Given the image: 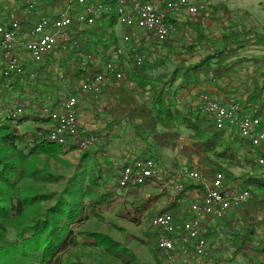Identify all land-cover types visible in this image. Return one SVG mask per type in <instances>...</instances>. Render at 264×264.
Here are the masks:
<instances>
[{"label":"trees","instance_id":"16d2710c","mask_svg":"<svg viewBox=\"0 0 264 264\" xmlns=\"http://www.w3.org/2000/svg\"><path fill=\"white\" fill-rule=\"evenodd\" d=\"M50 1L55 9L64 5V0ZM9 16L10 12L4 10L0 0V24L6 23L5 17ZM117 24L115 4L110 14L91 26L74 22L67 52L59 48L39 66L27 65L29 71L35 72V77L25 79L22 93L27 94L33 107L39 108L40 112L39 105L49 100L60 101L67 95H77L82 82L93 80L102 74L107 64L117 60L124 71L126 84L135 86L142 93H152L146 102L140 103L125 85L114 84L106 88L111 101L116 102L110 112L126 118L132 124L136 137L144 142L145 147L133 161L153 159L159 165L161 151L170 149L177 150L178 155L191 165L195 164V169L207 181H212L221 172L229 183L237 182L238 179L227 169L244 170L241 187L250 192V198L232 214L242 223L241 232L228 231L226 237L230 256L217 259L214 264L232 262L238 257L259 264L264 256V242L258 239L259 229H264V178L257 173V163L252 160L244 162L235 147V143H248L238 135L232 140L228 130H217L213 120L199 108H175L172 98L178 95V91L200 84L202 78L228 79L238 67L250 61L239 56L247 41L258 40L264 50V28L261 34L257 28H250L217 39L210 38L200 24L188 22L185 25L195 31L196 37L177 52L179 56H195L204 51V55L193 62L182 59L170 75L162 77H168L167 81L158 86L148 81L145 62L141 68L135 65L134 57L137 54L142 56L143 42L133 39L128 55H117ZM164 44L170 46L168 41ZM67 53L68 56L60 62V69L56 70L54 64ZM124 63L130 67H124ZM12 80L16 89H20L25 81L17 77ZM93 100L91 98L90 101ZM244 105L255 116H264V72L261 79L254 83ZM25 122L34 123L36 128L29 133L21 132L19 127ZM47 123L41 113H34L5 120L0 128V264H88L82 247L98 249L104 257L107 256L100 264H143L131 249L108 235L84 227V223L92 218L106 222L105 213L112 211L117 217L136 225H141L147 214L142 237L137 239L149 249L155 264H168L158 246L160 233L150 227V219L157 213L168 212L180 226L186 218L184 211L191 203L186 197L193 190L201 191V186L187 184L178 200L156 211L152 208L153 203L165 194L145 200L139 197L140 193L151 183L127 188L114 185L112 181L131 161L125 164L112 162L104 145L99 144L94 151L82 152V165L60 194L46 191L48 186L58 184L61 177L52 174L40 156L60 159V156L77 150L75 146L51 142ZM182 125L190 131L191 144L179 147L181 134L177 129ZM248 146L255 153H260L259 147ZM162 175L161 180L153 179L159 183L169 181L170 178L163 172ZM130 197L133 201L128 207L127 199ZM184 197L185 201H180ZM119 203L122 204L116 210ZM229 215L209 229L205 236L209 246L221 237L218 226L232 225Z\"/></svg>","mask_w":264,"mask_h":264},{"label":"built area","instance_id":"2783aa9c","mask_svg":"<svg viewBox=\"0 0 264 264\" xmlns=\"http://www.w3.org/2000/svg\"><path fill=\"white\" fill-rule=\"evenodd\" d=\"M24 18H15L0 24V94L8 82L17 77L21 81L34 78L35 72L27 65L39 66L61 48L67 52L74 22L91 26L112 12L116 5L119 38L117 55L126 57L132 43L131 34L140 33L134 39L147 45H159L178 33L176 16L186 13L197 16L204 10L203 2L167 0L159 4L154 0H64V5L54 8L51 14L37 13L39 0H24ZM136 66L141 67L143 56L137 54ZM124 67H130L124 63ZM125 80L122 67L116 61L107 64L102 74L93 80L82 82L78 95H67L60 101L49 100L40 106V113L48 120V138L58 145L75 146L82 153L96 148L101 140L95 135L80 136V96L92 94L98 97L107 87ZM3 82V84H1ZM1 96V95H0ZM40 103H43L40 100ZM198 108L211 118L217 130H228L253 147L264 149V116H255L240 100L220 102L207 94L200 96ZM26 113L20 101L1 105L0 128L5 120L18 118ZM256 163L264 168V152L256 156ZM163 170L153 159L132 161L125 165L115 182L118 188L146 186L165 194L167 203L178 200L187 184L201 186L189 192L191 203L185 209L186 218L176 225L173 215L157 213L150 219V227L160 233L159 249L168 264H192L207 259L214 264L219 254L212 255L206 234L210 228L250 198V192L235 182L229 183L224 173H217L212 181L203 178L198 170L181 169L164 173L169 181L159 183ZM185 201V197L180 200ZM259 264H264V256Z\"/></svg>","mask_w":264,"mask_h":264},{"label":"rangeland","instance_id":"374dc122","mask_svg":"<svg viewBox=\"0 0 264 264\" xmlns=\"http://www.w3.org/2000/svg\"><path fill=\"white\" fill-rule=\"evenodd\" d=\"M167 0H156L159 4ZM191 2H203L206 5V10L198 14L197 16H190L188 14H182L176 16L177 27H179L178 33L168 40L169 47H166L164 42L159 45H147L143 43L141 54L144 57L145 68L148 71V81L153 82L158 86H162L168 79L162 78L163 76L170 75L176 66L182 59L193 62L204 55V51H199L195 56L182 54L179 56L178 50L180 47L187 46L192 39L196 37L195 31L190 28L188 22L200 24L205 28L210 38L221 39L224 35L235 34L237 32H243L250 28H257V31L261 34L264 28V21L261 18L262 23L257 22L247 13V11L253 10V13H257L260 8V2L263 5V0H189ZM22 8L24 0L17 1ZM50 0H39V8L37 13L39 14H51L55 10L50 4ZM10 4L9 0H2L4 10L10 12L9 19H11L12 12L9 10L7 4ZM7 8V9H5ZM264 9V6H263ZM260 13V12H258ZM263 14V13H260ZM264 15V14H263ZM140 33L133 32L131 34L132 39L140 37ZM166 42V41H165ZM67 55H62L58 58V62L54 64L56 70L60 69V62L64 60ZM240 58H247L250 61L245 62L242 66L238 67L235 72L228 78L223 80H215L212 77L202 78L200 84L192 86L191 88L178 91V95L173 100L175 108L180 110H194L198 109L200 96L207 94L220 102H226L230 99H238L243 104L245 99L253 90L254 83L261 79V75L264 72V50L259 45V41L252 39L244 44L243 49L239 54ZM142 64L141 67H143ZM139 67V68H141ZM25 80L21 83L20 89H16L12 86L14 80L8 82V87L4 86L1 89V105L7 106L14 101H20L25 105L26 113L24 116L31 114H39V108H34L32 101L28 100L27 94L22 93ZM3 84V82H1ZM126 86L127 90L132 92L138 102H146L147 97L152 93H142L135 86L126 84V80L117 84V86ZM176 88V87H175ZM79 94V92H78ZM77 94V95H78ZM91 98L94 100L91 102ZM81 103L79 105V121H80V136L95 135L101 140V145H104V149L110 155L111 161L116 164H125L128 161L132 162L138 154L141 153L145 147L143 140L136 137L132 124L126 121V118L116 116L110 110L116 106V102L111 101L106 89L96 98L92 94L86 96H80ZM111 101V102H110ZM110 103V104H109ZM36 128V125L32 122H25L19 127V130L24 133H29ZM41 128L45 129V126ZM178 132L181 134V138L178 142L179 147L183 145H190L191 140L189 138L190 131L185 126H178ZM233 136L232 134L230 135ZM235 139V135L233 136ZM98 147V146H97ZM96 147V148H97ZM237 152L241 156L242 160H252L256 162L257 153L251 149L248 144L239 145L235 143ZM93 149L94 150H96ZM264 152L263 148H260V152ZM162 159L159 164L160 168L165 173L175 172L181 169L195 170L196 166L191 165L185 158L178 155L177 150L165 149L162 150ZM82 153L77 150H73L65 156H60V159L49 158L44 155L40 156V160L46 163L52 174L60 176L61 181L58 184H52L48 186L46 191L60 194L67 184V182L74 176L79 169L81 163ZM230 173L238 181L236 184L241 186L245 173L242 169L228 168ZM249 170V169H248ZM251 171V168L249 170ZM257 173L261 174L264 178V168L257 164ZM116 185L115 180L112 181ZM152 184L144 188L140 193V198L145 200L153 199L160 195L158 189L151 188ZM127 206L131 207L133 198L127 199ZM119 203L116 210L120 208ZM165 196L153 203L152 208L154 210H162L168 206ZM234 211L230 212L229 220L232 225L218 226V232L221 237L219 240H214L212 245L208 247L212 252V255L219 254L218 259L228 258L230 252L228 249L229 240L226 237L228 231L239 233L241 232L242 223L233 216ZM106 222L98 219H89L84 223V227L88 230L98 231L115 241L121 243L125 247L132 250L137 259L143 264H155L152 254L149 249L141 244L137 238L142 237V230L144 229L145 220L147 214L141 221V225H136L125 221L117 217L115 211L105 213ZM235 223V224H234ZM113 225H116L114 227ZM121 228V229H118ZM233 229V231L231 230ZM259 240L264 242V229L258 231ZM82 251L86 254V260L88 264H100L103 260L107 259V256H103L102 252L98 249H91L82 247ZM192 264H209L207 259H201ZM221 264H252L250 261L243 257H238L232 262H222Z\"/></svg>","mask_w":264,"mask_h":264},{"label":"crops","instance_id":"0c3cea01","mask_svg":"<svg viewBox=\"0 0 264 264\" xmlns=\"http://www.w3.org/2000/svg\"><path fill=\"white\" fill-rule=\"evenodd\" d=\"M9 1H10V4L8 3L7 5L9 7V10L12 12V15H11V19H9V17H5V20L6 21H10V20H13L15 18H24V16H25V5H24L25 2H23L22 8H21L20 5H19V3L17 2L19 0H9ZM154 1L156 2V0H154ZM261 4L262 3L260 2V8H259V11L258 12L264 14L263 5H261ZM5 9H7V8H5ZM258 12L257 13L254 12L253 13V10L247 11V13L251 16V18H253L254 20H256L259 23L260 22L262 23V21L260 19L262 18L263 21H264V15L263 14H260ZM183 14H185V13H183ZM180 15H182V14H180ZM175 21H177V18H176ZM178 31H179V29H178ZM7 87H8V85H7ZM230 100H232V99H230ZM230 100H228V101H230ZM228 101H226V102H228ZM79 125H80V121H79ZM231 134L233 136L236 135L235 133H230V135ZM233 136L231 137L232 140H234V137Z\"/></svg>","mask_w":264,"mask_h":264}]
</instances>
